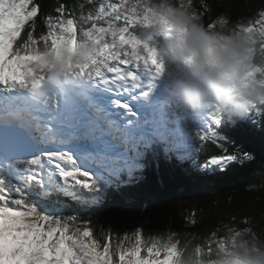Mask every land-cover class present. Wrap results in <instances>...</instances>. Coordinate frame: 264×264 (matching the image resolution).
Returning a JSON list of instances; mask_svg holds the SVG:
<instances>
[{
	"label": "snow or ice",
	"instance_id": "snow-or-ice-1",
	"mask_svg": "<svg viewBox=\"0 0 264 264\" xmlns=\"http://www.w3.org/2000/svg\"><path fill=\"white\" fill-rule=\"evenodd\" d=\"M179 6L210 30L227 19L264 44V8L232 22L223 13L211 17L207 0ZM175 36L153 0H86L76 8L60 2L49 13L37 0H0V264H179L182 248L198 244L211 253L223 233L261 234L248 217L221 222L199 242L197 234L181 242L171 231L145 238L140 227L114 233L100 222L109 192L139 180L146 160L158 169L161 158L174 157L196 171L226 173L254 154L224 129L247 126L264 136V106L235 119L171 105V62L161 44ZM82 40L97 47L87 63L72 66L81 82L36 99L31 81L41 54ZM206 142L218 153L201 161ZM258 187L264 182L250 190ZM185 219L198 222L195 213Z\"/></svg>",
	"mask_w": 264,
	"mask_h": 264
},
{
	"label": "clouds",
	"instance_id": "clouds-1",
	"mask_svg": "<svg viewBox=\"0 0 264 264\" xmlns=\"http://www.w3.org/2000/svg\"><path fill=\"white\" fill-rule=\"evenodd\" d=\"M180 0H153L175 39L162 42L171 64L166 77V98L178 110L200 113L211 108L244 118L254 107L264 106V47L260 37L234 28L225 19L208 29L194 19ZM161 20L153 23L159 31ZM96 44L82 40L75 49L42 53L31 81L32 94L43 100L63 84L81 82L72 66L89 61ZM220 245L209 253L200 245L182 248L179 264H264V234L223 233ZM199 248V251H197Z\"/></svg>",
	"mask_w": 264,
	"mask_h": 264
},
{
	"label": "trees",
	"instance_id": "trees-1",
	"mask_svg": "<svg viewBox=\"0 0 264 264\" xmlns=\"http://www.w3.org/2000/svg\"><path fill=\"white\" fill-rule=\"evenodd\" d=\"M37 2L43 13H49L60 2L76 8L86 0ZM194 2L199 4V0ZM207 3L211 6V17L223 13L236 22L254 17L262 0H207ZM204 23H208L207 16ZM42 27L40 25L37 30ZM224 131L246 150L250 149L254 158L230 164L226 173L196 171L190 161L181 163L174 157L171 160L161 158L158 169L154 161L146 160L144 169L138 173L139 180L109 192L100 222L106 228L110 225L114 233L140 227L145 238L171 231L179 235L181 242L197 234L199 242L221 222L228 223L232 217L238 222L248 217L256 231L264 234V187L250 190V185L259 186L264 182V136L247 126L235 124ZM217 153L218 149L206 142V151L199 154V159L203 161L205 156ZM192 213L198 221L195 225L186 223L185 218Z\"/></svg>",
	"mask_w": 264,
	"mask_h": 264
},
{
	"label": "rangeland",
	"instance_id": "rangeland-1",
	"mask_svg": "<svg viewBox=\"0 0 264 264\" xmlns=\"http://www.w3.org/2000/svg\"><path fill=\"white\" fill-rule=\"evenodd\" d=\"M264 8V0H262V5L259 6L258 9Z\"/></svg>",
	"mask_w": 264,
	"mask_h": 264
}]
</instances>
